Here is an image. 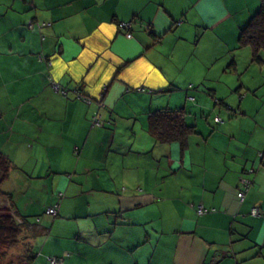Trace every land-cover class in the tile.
<instances>
[{
  "label": "crops",
  "instance_id": "1",
  "mask_svg": "<svg viewBox=\"0 0 264 264\" xmlns=\"http://www.w3.org/2000/svg\"><path fill=\"white\" fill-rule=\"evenodd\" d=\"M259 2L0 0V200L44 229L29 264H264V52L237 43ZM180 111L189 133L149 132Z\"/></svg>",
  "mask_w": 264,
  "mask_h": 264
},
{
  "label": "trees",
  "instance_id": "2",
  "mask_svg": "<svg viewBox=\"0 0 264 264\" xmlns=\"http://www.w3.org/2000/svg\"><path fill=\"white\" fill-rule=\"evenodd\" d=\"M28 28H32L31 24L28 25ZM237 43L239 48L248 47L250 49L252 62L260 61L259 53L264 52V0H260L256 12L249 18L246 25L240 30ZM182 116L183 115L181 111L179 114L173 112L163 114L155 113L149 118V132L156 137H159V135H161L160 132L162 131V138L165 140L184 136L185 134L189 133L190 130L188 127L184 126ZM160 122L167 124L169 122L173 127L172 131L170 132V136H165L164 129L166 125L163 123L159 124ZM11 169L12 165L8 159L0 154V185L7 180ZM0 196H3L1 191ZM58 197L61 198L62 194H58ZM7 209H9L8 212H12L14 215L5 214V216L4 214L0 213V236L6 239L9 247H15L19 239L28 241L29 238L43 235L44 229L39 227L38 218H36L35 221L31 223L26 218L19 217L13 210H11L9 205ZM16 218H18L22 224H17L15 221ZM22 251L23 253L17 256L18 260H15V258L11 264H29V262L35 256L32 253V246H30L27 242L24 243ZM50 259L52 258H48V264Z\"/></svg>",
  "mask_w": 264,
  "mask_h": 264
},
{
  "label": "built area",
  "instance_id": "3",
  "mask_svg": "<svg viewBox=\"0 0 264 264\" xmlns=\"http://www.w3.org/2000/svg\"><path fill=\"white\" fill-rule=\"evenodd\" d=\"M30 25V24H29ZM118 27L121 29V30H124L125 31V37L127 39L131 38V34L129 32L130 30V27H131V24L130 23H120L118 25ZM53 88L54 90H56L57 92H60V94L62 96H65L66 93L64 90L62 89H59L56 85H53ZM78 99H81V100H84L85 103L89 104L90 101L89 100H86L84 98H81L80 95L77 96ZM215 121L216 122H219L220 119L216 116L215 117ZM91 125L94 126V127H98V128H101L103 126L102 122L98 119L97 116H92L91 117ZM241 183L243 185V188L241 191H239L237 193V198L239 199V201H242L243 198H244V195H245V192L247 191V188L249 186V182L245 179H241ZM196 212H197V215L198 216H202L206 213V209H204L203 207L201 206H198L197 209H196ZM45 213L47 215H55L56 214V207H51V208H48ZM11 215L13 214L12 212L10 213ZM14 215V214H13ZM250 215L253 216V217H260V212L258 209L256 208H253L251 211H250ZM17 222V224H22V222L16 218L15 220ZM49 264H62L61 260L60 259H56V258H52L49 260Z\"/></svg>",
  "mask_w": 264,
  "mask_h": 264
},
{
  "label": "rangeland",
  "instance_id": "4",
  "mask_svg": "<svg viewBox=\"0 0 264 264\" xmlns=\"http://www.w3.org/2000/svg\"><path fill=\"white\" fill-rule=\"evenodd\" d=\"M9 209L3 207L1 205V200H0V213L2 214H10V212H8ZM6 216V215H5ZM27 241L24 240H20L17 242V245L15 247H9V244L7 243L6 239L2 236H0V264H11L12 261L18 260V255L23 253V245L24 243H26ZM7 248V249H6ZM6 250L9 251V253H6ZM7 255V257H6ZM10 256V257H8ZM10 258V259H9ZM11 260V262H9Z\"/></svg>",
  "mask_w": 264,
  "mask_h": 264
}]
</instances>
